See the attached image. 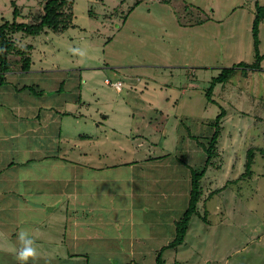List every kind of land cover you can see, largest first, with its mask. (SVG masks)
Instances as JSON below:
<instances>
[{
    "label": "rangeland",
    "instance_id": "rangeland-1",
    "mask_svg": "<svg viewBox=\"0 0 264 264\" xmlns=\"http://www.w3.org/2000/svg\"><path fill=\"white\" fill-rule=\"evenodd\" d=\"M136 1L72 0L66 30L47 28L36 36L12 32L17 45H34L33 71L24 72L21 80L36 82L45 90L42 97L29 89L13 95L14 88L9 86L11 94L0 92V105L12 106L14 98L35 95L46 105L71 112L68 121L80 124L75 133L83 127L97 138L105 139L107 134L113 139L109 147L101 145L102 152L94 147L96 157L105 152L109 164L122 157L126 160L130 154L151 157L160 148L171 151V159L176 158L177 163L171 166L163 161L166 171L169 166L173 175L176 166L186 168L187 191L190 167L204 165L203 144L214 131V119L225 109L218 153L202 179L199 209L207 219L194 214L186 240L165 248L163 258L165 264H264V59L263 68H239L207 95L212 77L223 67L256 60L252 25L256 1L264 5V0H141L130 9ZM44 2L0 0V23L32 21L44 11ZM259 38L264 53V20ZM9 58L12 68L16 67L18 55ZM61 81L64 84L59 90ZM117 81L122 82L120 88L114 86ZM6 87L1 86L0 91ZM161 129L166 139L152 138ZM125 135L135 139L129 140L127 152L119 146L125 144ZM251 147L255 148L254 162L246 173ZM0 155L5 159L12 154L1 149ZM166 171L156 165L150 173L161 174L165 184L175 177L167 176ZM128 194L120 205L126 206ZM146 196H139L136 206L149 198ZM181 204L183 209L186 203ZM136 210V216L145 213L140 206ZM33 229L40 237L48 232L49 239L60 238L59 225ZM37 246L43 252L53 249L55 243L38 241ZM154 252L157 258L159 251Z\"/></svg>",
    "mask_w": 264,
    "mask_h": 264
},
{
    "label": "crops",
    "instance_id": "crops-1",
    "mask_svg": "<svg viewBox=\"0 0 264 264\" xmlns=\"http://www.w3.org/2000/svg\"><path fill=\"white\" fill-rule=\"evenodd\" d=\"M18 64L6 73L7 87L1 89L2 94H11L12 87L13 95L29 89L23 87L28 83L21 76L33 70L24 71ZM63 84L61 81L57 88ZM35 95L14 98L12 106L0 105V150L12 154L5 159L0 155V264H18L17 233L29 226L37 248L36 258L29 264H157L154 250L174 239L176 221L186 209L187 169L172 168V183L163 184L161 174H151L150 170L158 165L166 171L163 161L168 160L171 166L177 162L176 158L172 161L171 151L162 152L161 148L151 157L130 154L126 160L122 157L109 164L105 152L96 157L94 147L102 152L101 145L109 147L113 139L107 134L105 139L97 138L83 127L75 133L80 124L68 121L71 112L52 103L46 105ZM125 137L126 146L119 145L123 152L134 139ZM152 138L166 139V135L161 129ZM166 172L173 177L169 166ZM126 184L125 189L119 188ZM126 194V206L120 205ZM146 194L149 198L138 204L145 213L136 216V201ZM181 203H186L183 209ZM120 210H124L123 215ZM38 225L43 229L59 225L60 238L49 239L48 232L40 237L33 229ZM48 240L55 243L53 249L38 250V241ZM156 244L158 248L151 247Z\"/></svg>",
    "mask_w": 264,
    "mask_h": 264
},
{
    "label": "trees",
    "instance_id": "trees-1",
    "mask_svg": "<svg viewBox=\"0 0 264 264\" xmlns=\"http://www.w3.org/2000/svg\"><path fill=\"white\" fill-rule=\"evenodd\" d=\"M71 1L72 0H45L44 11L35 14L32 18V21L21 22L14 19L12 22L7 20L3 23H0V87L7 82L6 73L12 68L13 61L9 58V55H18V59H16L15 62H19L21 64V69L24 71L30 70L33 63L32 49L34 45L32 43H29L21 47L20 45H17L18 43L12 38L10 34L12 32L21 31L28 35L36 36L41 34L47 28L53 31L66 30L67 28H69L71 21L69 20L71 14L70 11H68V8H70L71 5ZM139 3H141V0H137L130 9H134V7H136ZM256 8V14L252 25L256 60L252 63L241 61L232 66L223 67L216 76L212 77L210 85L207 88V95L209 97L211 96L216 83L227 82L239 68L251 70L263 68L261 62L264 59V53H261L259 47V33L260 25L264 20V5L256 1ZM13 12L15 15L19 12L16 5ZM23 87L29 88L31 91H34L36 93L44 92V89L39 88V85H37L36 82L30 84L28 83ZM225 114V109H222L221 112L218 113L212 123L214 131L211 134L208 142L206 144H203L207 155L204 165L201 168H194L192 166L190 167L191 180L187 207L183 211L180 218H178L176 221V233L174 239L159 250L158 256L156 258L157 264H165V260L163 258V251L165 248L176 247L185 241V237L190 228V220L194 216V214H198L204 217L205 220L207 219V216L201 213L199 209V202L203 194L202 179L206 175V171L212 163L213 157L218 153V142L222 131L221 124ZM254 150L255 148L251 147L247 152L248 159L245 164L246 173L250 172L252 164L254 162Z\"/></svg>",
    "mask_w": 264,
    "mask_h": 264
},
{
    "label": "clouds",
    "instance_id": "clouds-1",
    "mask_svg": "<svg viewBox=\"0 0 264 264\" xmlns=\"http://www.w3.org/2000/svg\"><path fill=\"white\" fill-rule=\"evenodd\" d=\"M17 241L19 244L16 256L18 264H29V261L34 260L37 256L35 240L28 229H21L17 233Z\"/></svg>",
    "mask_w": 264,
    "mask_h": 264
},
{
    "label": "built area",
    "instance_id": "built-area-1",
    "mask_svg": "<svg viewBox=\"0 0 264 264\" xmlns=\"http://www.w3.org/2000/svg\"><path fill=\"white\" fill-rule=\"evenodd\" d=\"M121 84H122L121 81H117V82L114 83V86L120 88L121 87Z\"/></svg>",
    "mask_w": 264,
    "mask_h": 264
}]
</instances>
